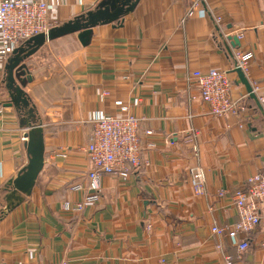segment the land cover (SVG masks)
<instances>
[{
  "label": "crops",
  "instance_id": "crops-1",
  "mask_svg": "<svg viewBox=\"0 0 264 264\" xmlns=\"http://www.w3.org/2000/svg\"><path fill=\"white\" fill-rule=\"evenodd\" d=\"M40 1L58 27L100 0ZM76 37L47 41L25 60L32 80L23 90L42 128L44 159L30 196L4 214L7 184L28 156L26 115L7 105L0 57V264H225V254L234 264H264V232L237 234L250 245L239 258L228 237L211 232L237 220L233 190L264 174V0H139L117 22L92 28L88 45ZM236 51L251 54L243 74L262 111L233 71ZM214 69L229 72L244 117L208 114L189 77ZM124 110L139 119L146 165L126 180L104 175L99 203L63 212V200L82 196L67 185L89 169L76 149L93 118ZM196 166L206 180L201 196L187 176Z\"/></svg>",
  "mask_w": 264,
  "mask_h": 264
},
{
  "label": "built area",
  "instance_id": "built-area-1",
  "mask_svg": "<svg viewBox=\"0 0 264 264\" xmlns=\"http://www.w3.org/2000/svg\"><path fill=\"white\" fill-rule=\"evenodd\" d=\"M51 8L40 0H0V57L8 58L14 49L28 39L38 34H47L52 28L49 21ZM250 57V53L236 51L233 70L239 68L244 73ZM228 73L218 69L197 70L189 77L212 117H244L247 109L244 99L236 100L231 97L233 83ZM251 88L255 94L257 87L253 85ZM138 125L139 119L126 110L118 116L99 114L93 118L90 137L86 144L76 149L85 155L89 169L81 179L67 185L68 192L81 193L82 196L78 201L63 200L60 205L63 212H81L88 205L99 203L104 175L126 180L132 172L143 164L146 165V159L141 158ZM143 134L151 136L153 133L152 130H145ZM154 147V142L146 144L148 149ZM193 152L196 154L197 149L194 148ZM58 155L66 157V152H59ZM187 176L194 196L204 194L206 180L203 168H189ZM226 192L218 190L216 196L223 198ZM230 196L237 212V220L231 226H212L211 232L228 237L236 247V258H239L249 250L250 245L247 239L238 240L237 234L250 235L256 229L264 232V174L249 176L245 187L233 190ZM261 247L264 248V241L261 242ZM223 261L225 264H234V259L228 254L223 255ZM59 264L67 263L62 261Z\"/></svg>",
  "mask_w": 264,
  "mask_h": 264
},
{
  "label": "water",
  "instance_id": "water-1",
  "mask_svg": "<svg viewBox=\"0 0 264 264\" xmlns=\"http://www.w3.org/2000/svg\"><path fill=\"white\" fill-rule=\"evenodd\" d=\"M139 0H100L93 11H87L78 17L73 18L58 27H52L47 34H38L28 39L23 45L13 50L7 58L4 66V87L8 93L7 105L14 106L19 112L26 115L21 122L27 129L24 134L26 142L24 144L28 160L22 167L18 175L9 181L11 187L5 196L7 213L20 205L24 197L30 196L34 187L35 180L42 170L44 159V147L42 128L35 125L32 121L33 108L29 105V100L23 90L28 82H31V76L27 70L25 60L30 58L47 41L67 36V34L77 33V39L82 47L89 44L91 40L92 28L100 24L115 23L124 15L129 14L136 6ZM237 38L232 39L233 43ZM238 77L239 82L245 87L248 97L253 99L259 111H262L258 99L252 92L249 82H247L243 72L239 68L233 70ZM30 118V121H29Z\"/></svg>",
  "mask_w": 264,
  "mask_h": 264
},
{
  "label": "rangeland",
  "instance_id": "rangeland-1",
  "mask_svg": "<svg viewBox=\"0 0 264 264\" xmlns=\"http://www.w3.org/2000/svg\"><path fill=\"white\" fill-rule=\"evenodd\" d=\"M27 66V65H26ZM27 70H28V67H27Z\"/></svg>",
  "mask_w": 264,
  "mask_h": 264
},
{
  "label": "trees",
  "instance_id": "trees-1",
  "mask_svg": "<svg viewBox=\"0 0 264 264\" xmlns=\"http://www.w3.org/2000/svg\"><path fill=\"white\" fill-rule=\"evenodd\" d=\"M7 185H8V184H7ZM7 185H6V186H7ZM5 188H6V187H5Z\"/></svg>",
  "mask_w": 264,
  "mask_h": 264
}]
</instances>
